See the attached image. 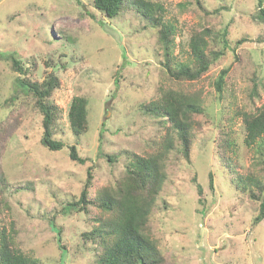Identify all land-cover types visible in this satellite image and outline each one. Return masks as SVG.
I'll list each match as a JSON object with an SVG mask.
<instances>
[{"label":"rangeland","instance_id":"rangeland-1","mask_svg":"<svg viewBox=\"0 0 264 264\" xmlns=\"http://www.w3.org/2000/svg\"><path fill=\"white\" fill-rule=\"evenodd\" d=\"M147 1L174 28L170 67L189 60L194 34L209 50H219L214 35L226 29L229 48L198 80H177L165 70L158 28L137 14L107 19L92 0H0V55L35 66L38 81L51 72L58 77L50 100L60 111L55 138L65 145L56 152L41 146V116L29 98L16 94L17 74L0 59V172L7 182L0 193V231L36 264H92L81 235L99 216L97 209L89 205L88 215H67L63 207L77 199L87 172L92 197L123 176L128 153L160 149L166 124L139 108L176 91L196 98L203 113L193 116L188 159L174 152L165 157L166 178L145 234L166 264H264V220L254 223L258 202L236 187L246 177L263 179L260 141L244 144L241 113L264 105V22L258 13L264 1L198 0L202 8L196 0ZM222 70L228 73L217 92ZM13 95L18 97L11 102ZM74 96L87 101V131L77 138L67 121ZM70 145L83 164L69 159Z\"/></svg>","mask_w":264,"mask_h":264},{"label":"trees","instance_id":"trees-1","mask_svg":"<svg viewBox=\"0 0 264 264\" xmlns=\"http://www.w3.org/2000/svg\"><path fill=\"white\" fill-rule=\"evenodd\" d=\"M260 0L258 5H261ZM200 7L199 1H195ZM92 5L104 18L117 19L126 14H137L148 26L157 27L160 42L164 51V67L170 78L177 80H198L210 65L224 55L229 48L228 31L222 30L214 38L219 37L221 48L209 50L207 42L198 34L191 36L189 46V60L178 63L175 67L169 66L170 48L174 44V28L162 21L160 9L147 0H92ZM260 7V6H259ZM159 11V12H158ZM259 19L264 22V8H259ZM245 42L241 39L237 44ZM0 59L11 63V70L17 74L14 79L16 94L24 95L32 102L33 108L41 116L40 144L50 152L61 150L65 145L62 140L55 138L54 124L59 117V109L52 103L50 97L53 91L60 86V81L52 72L48 73L42 81L33 77V68L24 67L19 59L12 55H0ZM228 71L222 70L217 76L214 87L217 92L222 91ZM17 95L10 99L14 102ZM87 101L82 96H74L67 111L69 129L74 137H80L87 131L86 119ZM140 111L152 115L166 124L165 134L159 150L138 155L127 154L128 163L124 168L123 176L111 187L105 188L90 197L88 188L91 184V175L87 177L83 188L77 197L63 207L64 214H89V205L98 211L89 231L81 235V245L91 254L92 264H166L155 241L146 234L148 217L155 205L156 198L165 181L164 160L174 152L188 159L193 139V116L201 115L203 109L196 98L188 97L180 92H163L160 99L147 104H141ZM244 144L257 146V164L262 172L263 179L251 177L240 179L237 189L258 202V213L254 223L264 220V105L256 108L253 113H241ZM68 157L71 161L83 164L73 145L67 147ZM231 170V167H228ZM229 172V171H228ZM233 171H230V175ZM209 189H212V176L208 174ZM3 184L7 185L0 172V193ZM197 192L201 188L197 186ZM2 194V193H1ZM60 236L59 230L56 231ZM56 241L60 243V239ZM0 264H36V262L19 249L5 231H0Z\"/></svg>","mask_w":264,"mask_h":264}]
</instances>
